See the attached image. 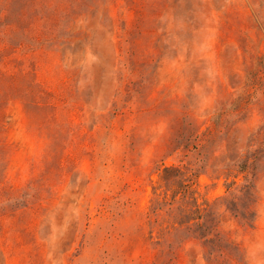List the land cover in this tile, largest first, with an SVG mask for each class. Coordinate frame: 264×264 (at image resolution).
I'll return each instance as SVG.
<instances>
[{
    "label": "rangeland",
    "instance_id": "1",
    "mask_svg": "<svg viewBox=\"0 0 264 264\" xmlns=\"http://www.w3.org/2000/svg\"><path fill=\"white\" fill-rule=\"evenodd\" d=\"M37 12L51 40L0 59V264H169L149 224L160 164L205 166L199 191L214 199L247 150L261 156L254 225L222 208L221 229L264 264V0H40ZM189 122L208 137L200 156L175 150ZM176 257L204 264L194 241Z\"/></svg>",
    "mask_w": 264,
    "mask_h": 264
},
{
    "label": "trees",
    "instance_id": "2",
    "mask_svg": "<svg viewBox=\"0 0 264 264\" xmlns=\"http://www.w3.org/2000/svg\"><path fill=\"white\" fill-rule=\"evenodd\" d=\"M0 17L4 18L6 30L10 33L8 45H0V59L6 61L11 53L19 49H32L41 42L51 40L43 30H38L40 0H0ZM0 18V25H1ZM16 60V59H14ZM16 81V72L8 74ZM5 112L0 108V160L5 161L10 147L7 140V125L3 118ZM210 134V133H209ZM208 136V135H207ZM181 149L188 157L191 153L201 155L208 143L205 134L199 133L194 122L186 123L184 133L179 136ZM203 162V161H201ZM261 162L256 151H245L225 167L223 176L225 194L210 199L199 191L200 169L180 160L177 164H160L158 169V188H153L150 206L151 234L155 227L162 240L157 257L170 253V263L177 259V251L188 242L199 244L204 264H247L246 253L240 243L233 240L221 229V209L239 219L243 225L252 228L255 221L257 203L256 177L253 171ZM252 171V173H251ZM251 174V175H250ZM216 179H219L216 178ZM160 217L163 222H160ZM163 243V244H162ZM161 244V245H160ZM163 246V248H162ZM166 251V252H165Z\"/></svg>",
    "mask_w": 264,
    "mask_h": 264
}]
</instances>
